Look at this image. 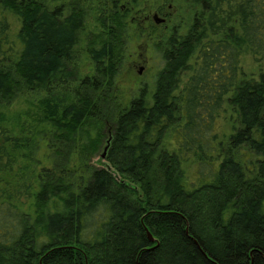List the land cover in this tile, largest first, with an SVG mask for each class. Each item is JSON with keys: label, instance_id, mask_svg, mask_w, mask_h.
Segmentation results:
<instances>
[{"label": "trees", "instance_id": "1", "mask_svg": "<svg viewBox=\"0 0 264 264\" xmlns=\"http://www.w3.org/2000/svg\"><path fill=\"white\" fill-rule=\"evenodd\" d=\"M65 1L0 0V264H264V0H95L85 45ZM144 2L165 66L116 113Z\"/></svg>", "mask_w": 264, "mask_h": 264}, {"label": "rangeland", "instance_id": "2", "mask_svg": "<svg viewBox=\"0 0 264 264\" xmlns=\"http://www.w3.org/2000/svg\"><path fill=\"white\" fill-rule=\"evenodd\" d=\"M70 1L71 0H66L65 5H68ZM147 2L149 5H152L154 10L159 7L160 4V0H148ZM86 6L88 27L83 36L84 45L86 35L92 31H96L94 15L95 0L87 1ZM153 9L147 8L146 2L143 3L138 15L140 21L133 25L132 31H130L127 36L125 52L115 80L116 113L121 109L127 108L131 101L141 95L143 90H148L150 93L154 92L157 77L165 66L163 54L158 48V37L164 31L162 28L165 26L162 24L159 25V27L156 26L153 21V16L156 13ZM176 10L177 9L175 8L168 11V13L173 12L174 15L177 14L175 17L173 16L169 26H174L179 22L180 17L183 14V12H178V10ZM162 15L163 16H159L164 18V16L169 14L163 13ZM78 53L79 63L83 70L82 75H86L91 71V62L83 49L78 48ZM140 69H143L142 74H139ZM243 69L245 73L251 75L259 71V65L248 58L244 62ZM28 98L32 99V96L22 95L20 98L16 99L6 111L9 112V115H13L21 111L29 110L32 100L30 101ZM102 154L103 148L99 154L92 159L91 164L98 166L99 160L102 159Z\"/></svg>", "mask_w": 264, "mask_h": 264}, {"label": "water", "instance_id": "3", "mask_svg": "<svg viewBox=\"0 0 264 264\" xmlns=\"http://www.w3.org/2000/svg\"><path fill=\"white\" fill-rule=\"evenodd\" d=\"M153 21L155 22L156 25H161V24L165 23V19L162 18V17H160L158 14H155V15L153 16ZM142 73H143V69H140V70H139V74H142ZM110 140H111V137H109V139H108V141H107V145L105 146V148H104V152H103V154H102V156H101V158H102L103 160L106 158V152H107V149H108V147H109ZM148 236H149L150 240L153 242L154 239L151 237V234H150V233H148Z\"/></svg>", "mask_w": 264, "mask_h": 264}]
</instances>
